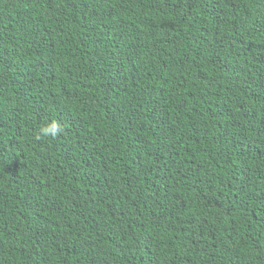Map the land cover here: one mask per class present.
Instances as JSON below:
<instances>
[{
	"label": "trees",
	"instance_id": "16d2710c",
	"mask_svg": "<svg viewBox=\"0 0 264 264\" xmlns=\"http://www.w3.org/2000/svg\"><path fill=\"white\" fill-rule=\"evenodd\" d=\"M0 264H264V0H0Z\"/></svg>",
	"mask_w": 264,
	"mask_h": 264
},
{
	"label": "clouds",
	"instance_id": "9594fccd",
	"mask_svg": "<svg viewBox=\"0 0 264 264\" xmlns=\"http://www.w3.org/2000/svg\"><path fill=\"white\" fill-rule=\"evenodd\" d=\"M63 128L58 121H50L41 126L37 133L38 139H43L45 137L55 138L61 134Z\"/></svg>",
	"mask_w": 264,
	"mask_h": 264
}]
</instances>
